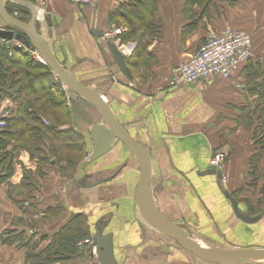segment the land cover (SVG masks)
Returning <instances> with one entry per match:
<instances>
[{
    "label": "crops",
    "instance_id": "crops-1",
    "mask_svg": "<svg viewBox=\"0 0 264 264\" xmlns=\"http://www.w3.org/2000/svg\"><path fill=\"white\" fill-rule=\"evenodd\" d=\"M128 1L99 0L94 5L76 6L68 0H37L35 4L44 9L46 13H43L56 32L60 45H55L54 53L59 62L72 70L82 84L106 99L119 123L157 161L161 171L160 176L153 179V189L161 211L169 219L183 222L184 226H208L210 232L207 233L212 234L214 240L229 238L236 243L249 239V244L264 247V217L255 224L243 222L236 217L225 197L227 191L238 195L241 189L250 190L245 186L253 162H259L257 167H264V158L255 159L257 153L264 157V148L255 139L254 126L247 124L261 109L257 108L259 98L252 91V85L262 79L249 80L247 75L251 70H239L228 80L216 77L185 88L169 85L172 71L189 60L208 34L225 28L251 34V61L263 66L264 0H239L234 6L214 1L203 16L194 18L191 13H184L187 0H157L155 21L160 26L159 38L149 41L144 49L138 47V41L123 42L135 46L132 56L125 59L130 76H124L108 48L111 41L104 39L103 34L124 24L116 11ZM45 31L50 38L51 30ZM14 44L10 43V46L15 50ZM83 101L72 100L71 107H75L74 110L84 108L80 104ZM9 102L10 106L15 104L6 99L3 106ZM87 105L92 108L91 112L87 111L90 121L78 109L73 114V127L82 135L90 134L97 119H101L95 108ZM261 138L259 134L258 139ZM261 141L264 143V138ZM91 144L93 148V142ZM219 152L227 157L224 168L219 170L227 178L226 184L219 181L210 167L211 158ZM130 155L119 142L108 154L87 166L85 172L91 175L90 179L76 182L64 178L67 181L56 180L52 184L53 180L47 177L44 198L45 201L57 199L60 202L61 215L57 221L62 220L64 214L73 212V215L93 217L92 223L99 215L104 218L106 214L101 211L109 206L115 207V215L130 216L128 208L132 205L134 212L137 183L135 175L132 176V167L124 165ZM16 161L29 169L37 166V161L26 152ZM21 169L15 166L10 179L15 186L23 178ZM53 169L57 167H47L49 176L55 173ZM95 171H99V176L105 172L110 176L93 181ZM100 182L98 187H87ZM163 183L166 190L159 188ZM118 184L127 187L125 195H121L125 198L124 203L108 204L95 199L105 192L101 185L115 187ZM248 193L244 190V195L248 196ZM243 198L242 191L239 209L247 213ZM47 205L44 213L56 204ZM126 219V223L117 221L115 226L100 223L103 234L113 237L116 264H207L171 242L161 240L155 233L151 234L155 238H143L139 227L130 218ZM0 246H5L8 253L13 250L3 242ZM24 256L22 249L17 256H2L0 264H25Z\"/></svg>",
    "mask_w": 264,
    "mask_h": 264
},
{
    "label": "trees",
    "instance_id": "trees-1",
    "mask_svg": "<svg viewBox=\"0 0 264 264\" xmlns=\"http://www.w3.org/2000/svg\"><path fill=\"white\" fill-rule=\"evenodd\" d=\"M214 1L234 6L239 0H187L184 13H191L192 18L203 16ZM7 6L11 7L12 15L18 12V5L9 2ZM156 11L157 0H129L124 4L116 11V16L128 28L120 37L121 41H138V47L144 49L149 41L158 39L160 26L155 21ZM18 16L24 22L29 20L19 13ZM6 29L11 30L9 26ZM251 60L239 70H251L247 75L249 80L262 79L260 83L252 85V91L259 98L257 108L261 109L259 113L255 112L256 119L252 118L251 123H248L256 129L255 139L264 148L261 141L264 138V63L262 66ZM6 99L17 105L5 119L4 127L0 128V183L14 175L15 159L22 152H27L32 160L38 159L39 170L47 164L48 168L55 165L63 175L71 169L76 173L83 160L79 156H85L88 143L87 138L74 127L58 126V122L61 123L60 115L72 120L70 102L49 67L36 61L30 54L14 50L10 41L0 42V105ZM44 117L53 124L45 126ZM259 134L261 139H258ZM57 154L67 156L58 161ZM259 158L264 157L257 153L255 159ZM29 177L28 173L25 174L23 181L30 185L33 184L32 179L26 182ZM83 223H87L86 216L73 215L54 234L51 244L41 255L28 256V261L33 260L36 264H65L78 254L82 256L85 251L78 243L88 239V245H92L89 230L82 226Z\"/></svg>",
    "mask_w": 264,
    "mask_h": 264
},
{
    "label": "water",
    "instance_id": "water-1",
    "mask_svg": "<svg viewBox=\"0 0 264 264\" xmlns=\"http://www.w3.org/2000/svg\"><path fill=\"white\" fill-rule=\"evenodd\" d=\"M8 2L19 6L18 13L29 16L27 22L11 14ZM0 18L10 29L0 28V39L21 43L27 50L33 49L42 57L45 65L57 77L61 85L67 88L69 98L73 101L84 100L91 104L99 114L101 121L95 124L90 133L93 149L90 155L77 168L75 181L90 179L85 169L101 157L108 154L117 143H122L138 164L139 176L134 191V211L138 221L148 232L160 234L175 242L178 247L207 264H257L264 262L263 248L220 249L199 241L183 228L179 220L169 219L158 207L155 200L153 179L160 176L157 161L140 142L136 141L119 123L106 99L96 90L82 84L72 70L59 62L54 53L55 45L59 46L56 32L47 17L40 20L39 7L27 0H0ZM43 28V31L41 30ZM45 29L51 30V37ZM108 48L121 74L130 76L124 56L114 42ZM106 180L105 182H107ZM94 183L87 187H96ZM225 197L230 201L237 218L248 224L257 223L264 213L258 217H250L242 213L238 202L229 194ZM97 260L100 264H116L113 254V237L103 235L101 227L95 228L93 236Z\"/></svg>",
    "mask_w": 264,
    "mask_h": 264
},
{
    "label": "rangeland",
    "instance_id": "rangeland-1",
    "mask_svg": "<svg viewBox=\"0 0 264 264\" xmlns=\"http://www.w3.org/2000/svg\"><path fill=\"white\" fill-rule=\"evenodd\" d=\"M6 27L7 25H5L4 22L0 18V28H6ZM45 30H48V29H45ZM71 104L72 102L69 103L72 120H70L69 118H66L67 116L60 115L61 123L58 122V126L60 128L61 127L66 128L67 126L71 128L74 126L73 114L75 113V110L77 109L82 115H84L86 119L88 118L90 121V117L88 116L87 111L91 112L92 108L87 105L88 103L83 101V103H80V104H83L84 108L76 107L75 110H74L75 107L72 108ZM16 105L17 104L15 103L13 106H11L7 110L6 113H8V115H11L12 109H14ZM253 119H256V118L253 117ZM97 120L98 121L96 123H99L101 121V119H97ZM43 121H44L43 123L45 126H50L51 123L53 124V122H51L49 118L46 119L44 117ZM248 122L251 123L250 121ZM248 122L247 124H249ZM83 136L87 138L88 145L86 149V154H84L85 156L78 155L81 159H83L82 162L88 157V155H90L92 151V148H91L92 144L88 138L89 133ZM20 155L21 153L18 154V157ZM66 156H67L66 154H57L58 161L65 158ZM226 159L227 157L225 155V161L223 165L225 164ZM35 160L37 161V165H38V159H35ZM258 163L259 162H256V163L253 162L252 163L253 167L249 169L251 171L250 174H248L249 182H247V185L245 187L249 188L250 190L246 188L244 189L249 192L248 196L244 195L243 189L239 190L238 195H236L235 193L231 194L228 191L225 192V193H229L238 202L239 195L243 191V196L245 198L244 201L246 202V203L244 202V205L246 206V209H247L246 212L248 213V214L247 213H244V214L248 216L251 215V217H258L264 213V167H257ZM126 164L132 167L131 169L134 171L132 173V176L135 175L134 178L136 181V179H138L139 173L137 172V165L131 155L129 156L128 162L125 163L124 165ZM17 165L19 168H22L21 169L22 176H25V174L27 173L30 176L26 182L32 179L31 182L33 184L29 185L28 183H24L23 178L20 179V184L18 186H15L12 184L13 180H10L11 178L0 183V242H3L6 246L10 245L11 248H13V250L9 251L8 253V250L5 246H0V255H1L0 260L2 256H5V257H8L9 255L17 256V254H20V251L23 249L24 254H25L24 263L25 264H36V262L35 261L33 262V260L28 261L27 257L28 256L32 257L38 254L41 255V253L51 244L54 238V234L58 232V230L63 226V224H65L73 216V212L69 214L66 213L62 216L63 218L62 220L58 219L57 221V218L59 217V215H61L60 214L61 210L59 207L60 202H58L57 199L45 201L46 199L44 198V192H45L44 180H47V177H48V180H53L52 184H54L56 180H61L65 182L67 181L65 179H70V181H74L76 177V173L74 169H71L70 171H68L67 174L63 175L59 172L57 168L55 170L53 169L55 173L49 176L50 172L48 173V170L46 167L47 164H45L46 166H44V168L41 167L42 169L40 170L37 168V166L34 169H29L30 167H26L25 165L21 166L20 163L17 162L15 159V166ZM15 166H14V172H15ZM210 167H211V170L214 172V174L219 179V181L222 184H226L227 178L223 175V173H221L219 169L212 167L211 165ZM223 168L224 167L222 166L221 169ZM97 173H99V171H95L96 175L93 174L95 176L93 181L103 180L110 176L108 172H105L103 173L104 175H100V176ZM136 174L138 176H136ZM14 181L16 182L17 178H15ZM101 186L103 188V191L105 192L104 193L101 192L100 193L101 196L99 198L96 196L95 197L96 200L99 199L102 201H107L108 204L109 203L112 204L116 202L121 204L125 202V198L121 196V195H125V191H126L125 188H127L125 184L114 185L115 187H107L104 185H101ZM159 188L161 190H166V184L163 183L159 185ZM48 203H53L56 205H51L50 208L52 209H49L47 213H44V207H47ZM129 209L131 210L130 216L121 215V213H118L115 215L114 214L115 207L112 208L111 206H109L108 208H104L101 211V213L104 212L106 214L104 218H101L99 215L98 217H95V220L91 223L90 219H92L93 217L89 216V218H86L87 223H83L82 226H85L86 229L89 230L88 232L89 238H92L95 234V228L103 226L100 223H103L104 226H115L114 225L115 222L118 221V223H122V222L126 223L125 222L127 221L126 218H130V220L134 223V225L139 227V231L143 234L142 236L143 238L144 237L155 238L151 236L152 234L151 232H148L143 226H141V224L138 221V217L135 214V211L134 212L132 211L133 210L132 205H130V208H128V210ZM263 217L264 215L261 217L260 220H262ZM211 227H215V226H211ZM183 228L189 233H191L193 236H195L199 241L207 245H210L212 247H215V248H220V249L263 248L264 249V247H261L259 245L249 244L248 243L249 239L242 240L236 243L229 238L218 239L219 237H217L214 240L213 235L207 233V232H210V231H207V229H209L208 226H183ZM156 235L161 240H167L168 242H171L172 244L177 246V244L173 242L172 240L165 238L160 234H156ZM86 236H87V232H86ZM86 241H89V240L86 239V240L80 241L78 243V246H81V244L83 243L87 244ZM81 248H83V251H85V253L82 256L78 254L70 262V264H96L95 262L97 260V256L94 250L92 252V246L87 244ZM18 257H21V256H18Z\"/></svg>",
    "mask_w": 264,
    "mask_h": 264
},
{
    "label": "built area",
    "instance_id": "built-area-1",
    "mask_svg": "<svg viewBox=\"0 0 264 264\" xmlns=\"http://www.w3.org/2000/svg\"><path fill=\"white\" fill-rule=\"evenodd\" d=\"M37 1V0H30ZM76 6H89L99 0H68ZM128 28L121 24L104 34V39L112 40L125 56H131L135 46L123 45L119 39ZM253 37L247 32H240L233 28L213 31L208 34L206 41L190 56L189 60L172 71L169 85L172 88L190 87L202 81L220 77L230 79L239 68L253 58ZM130 47V52L128 48ZM35 58L44 64L43 59L35 53ZM65 89V88H64ZM66 90V89H65ZM6 106L0 107V128L4 127L5 119L9 117ZM225 161L224 153H217L210 161V165L221 170ZM87 244L90 241H86ZM86 244H81V246Z\"/></svg>",
    "mask_w": 264,
    "mask_h": 264
},
{
    "label": "bare ground",
    "instance_id": "bare-ground-1",
    "mask_svg": "<svg viewBox=\"0 0 264 264\" xmlns=\"http://www.w3.org/2000/svg\"><path fill=\"white\" fill-rule=\"evenodd\" d=\"M127 50H128V52H130V51H131V50H130V48H128Z\"/></svg>",
    "mask_w": 264,
    "mask_h": 264
}]
</instances>
